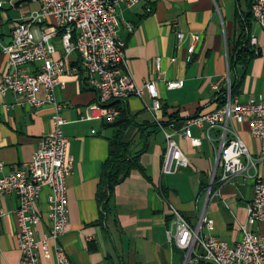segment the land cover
Masks as SVG:
<instances>
[{
    "label": "crops",
    "instance_id": "obj_1",
    "mask_svg": "<svg viewBox=\"0 0 264 264\" xmlns=\"http://www.w3.org/2000/svg\"><path fill=\"white\" fill-rule=\"evenodd\" d=\"M0 2V45H5L17 22L39 5L28 0H12V6L7 0ZM116 18L118 37L125 43L126 67L138 86L156 81L161 110L155 120L145 108L150 105L147 95L130 97L118 104L117 124L88 122L82 117L97 95L86 87L81 70L66 73L64 86L54 89L56 101L64 105L61 116L66 124L62 131L73 161L66 179L68 226L60 239L66 255L72 264H183V252L167 237L172 220L169 205L192 226L202 214L211 219L212 236L234 246L240 240L239 226L245 223L246 206L252 199V181L235 186L219 185L217 179L211 183L220 129H211L208 139L206 124L191 127L192 138L199 141L197 147L191 146L182 132L188 118L218 110L217 99L226 92L227 83L236 89L231 103H246L264 91V31L252 20L250 0H156L149 6L133 7L120 3ZM174 25L183 34L180 44ZM34 35L38 36L37 30ZM190 35L199 38L193 53L187 51ZM250 37L255 39L252 49L256 55L244 67L232 68L230 57L235 47ZM54 44L55 57L59 58L62 50L58 39ZM172 58L175 61L170 63ZM156 60L160 74L155 73ZM7 71V59L0 57V80ZM169 81H181V89L166 90L164 82ZM43 96L39 90L37 97ZM50 116L49 106H19L14 94L0 96V177L32 159L39 139L51 132ZM156 121L173 135L188 160V167L175 174H161L165 140ZM121 128L123 141L138 154L140 170H132L115 187L109 211L103 214L96 201L97 186L109 142ZM228 128L243 140L250 157L257 159L260 144L251 137L247 122L230 120ZM209 188L212 196L206 202ZM48 194L47 188L41 189L35 203L41 217L34 232L37 240L49 230ZM17 206L13 193L0 195V264H16L18 260ZM39 260L40 264H53L51 248L46 258L39 253Z\"/></svg>",
    "mask_w": 264,
    "mask_h": 264
},
{
    "label": "built area",
    "instance_id": "obj_2",
    "mask_svg": "<svg viewBox=\"0 0 264 264\" xmlns=\"http://www.w3.org/2000/svg\"><path fill=\"white\" fill-rule=\"evenodd\" d=\"M39 5L37 10L21 18L11 33L8 44L0 45V57L7 59L8 71L0 80V96L7 92L17 97V105L31 108H51V132L39 139L32 159L16 171L0 177V195L13 193L18 200L14 211L18 232L16 235L18 260L16 264H40L39 253L46 258L51 248L53 264H72L60 243L68 226L66 179L71 174L72 158L68 155V142L62 128L66 124L61 116L64 105L54 96L56 87L62 88V77L81 70L87 88L97 95L96 102L87 107L83 121L114 124L120 116L119 103L130 97L142 99L147 95L150 105L145 108L156 120L161 110L155 80L144 81L140 86L133 81L128 68H119L125 60V43L118 37L116 8L120 3L127 7L137 4L152 5L156 0H28ZM252 20L264 31V0H250ZM12 6V0H7ZM2 3L0 2V8ZM150 12V7H147ZM175 35L180 44L183 34ZM37 30L38 36L34 35ZM193 53L197 35L189 36ZM58 39L62 56L56 58ZM250 46L255 39L250 37ZM74 59V60H73ZM175 58L170 59L173 63ZM155 73L160 74L159 60ZM158 79V78H157ZM168 91L179 90L181 81L164 82ZM42 90L43 98L37 93ZM217 91V87H213ZM225 105L214 113L196 115L185 121L182 136L191 146L199 141L191 136V127L207 125L206 136L214 128L220 129L216 168L211 183L219 185L244 184L252 181V199L246 206V220L239 226L240 240L228 246L212 236L213 221L203 214L195 225L187 223L178 212L168 206L171 215L168 240L184 254L183 264L203 261L207 264H264V91L246 103H231L229 84L226 85ZM247 122L251 137L259 141L257 159H252L243 140L229 131L228 123ZM160 128L165 140V153L161 174L171 175L188 167L173 135ZM171 128V125L168 126ZM93 134V131H91ZM3 164L0 163V172ZM49 191L46 218L48 233L35 238V228L40 224L35 203L41 189ZM218 193H216L217 195ZM210 188L206 202L211 198Z\"/></svg>",
    "mask_w": 264,
    "mask_h": 264
},
{
    "label": "trees",
    "instance_id": "obj_3",
    "mask_svg": "<svg viewBox=\"0 0 264 264\" xmlns=\"http://www.w3.org/2000/svg\"><path fill=\"white\" fill-rule=\"evenodd\" d=\"M254 54L256 55L252 46L249 45L248 39L244 38L235 47L230 57V66H232V68L244 67V65L254 57ZM235 91L234 85L230 83V97L235 94ZM225 103V91H222L217 99V108L221 109ZM122 135L123 128L119 129L109 142L108 157L102 166V173L97 186L96 201L103 214L109 211V201L115 187L128 177L132 170H140L138 154L130 151L129 144L123 141ZM198 264L207 263L198 261Z\"/></svg>",
    "mask_w": 264,
    "mask_h": 264
},
{
    "label": "bare ground",
    "instance_id": "obj_4",
    "mask_svg": "<svg viewBox=\"0 0 264 264\" xmlns=\"http://www.w3.org/2000/svg\"><path fill=\"white\" fill-rule=\"evenodd\" d=\"M250 15L253 16V8L251 6V3H250ZM119 68H127L125 60H120L119 61Z\"/></svg>",
    "mask_w": 264,
    "mask_h": 264
}]
</instances>
